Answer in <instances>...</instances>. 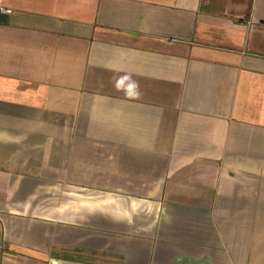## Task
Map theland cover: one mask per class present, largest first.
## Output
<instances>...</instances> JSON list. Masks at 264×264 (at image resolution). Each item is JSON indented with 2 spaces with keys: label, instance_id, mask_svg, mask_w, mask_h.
I'll list each match as a JSON object with an SVG mask.
<instances>
[{
  "label": "crops",
  "instance_id": "1",
  "mask_svg": "<svg viewBox=\"0 0 264 264\" xmlns=\"http://www.w3.org/2000/svg\"><path fill=\"white\" fill-rule=\"evenodd\" d=\"M0 231L1 264H264V0H0Z\"/></svg>",
  "mask_w": 264,
  "mask_h": 264
},
{
  "label": "clouds",
  "instance_id": "2",
  "mask_svg": "<svg viewBox=\"0 0 264 264\" xmlns=\"http://www.w3.org/2000/svg\"><path fill=\"white\" fill-rule=\"evenodd\" d=\"M128 79H130V78H128ZM120 83H121V81L117 82L118 89H119ZM138 88H139L138 83L136 81H131V83L128 84L127 88L124 89V91L127 95H132L133 91L135 90V94L138 95L139 94Z\"/></svg>",
  "mask_w": 264,
  "mask_h": 264
},
{
  "label": "built area",
  "instance_id": "3",
  "mask_svg": "<svg viewBox=\"0 0 264 264\" xmlns=\"http://www.w3.org/2000/svg\"><path fill=\"white\" fill-rule=\"evenodd\" d=\"M4 249H5L4 235H3V232L0 231V264H1V262H2Z\"/></svg>",
  "mask_w": 264,
  "mask_h": 264
}]
</instances>
